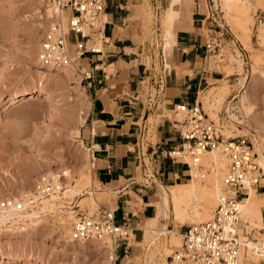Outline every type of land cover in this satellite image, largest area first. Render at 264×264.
I'll list each match as a JSON object with an SVG mask.
<instances>
[{
    "label": "rangeland",
    "instance_id": "obj_1",
    "mask_svg": "<svg viewBox=\"0 0 264 264\" xmlns=\"http://www.w3.org/2000/svg\"><path fill=\"white\" fill-rule=\"evenodd\" d=\"M210 1L211 16L206 22L204 33L207 40L216 37L221 50L208 52L206 65L210 71H218L224 79L213 86L221 87L206 91L202 97H206V104L213 103L216 98H222L223 101L232 89L235 94L239 93V97H231L225 108L218 109L221 120L216 122L217 119L209 117L222 127V133L226 137L249 135L253 139L255 150L258 145L264 148V38L259 37V31L264 29V0L252 1L249 9V19H252V22L249 20L250 23L246 20L242 22L244 19L240 16L239 9L228 13L215 0H208L209 5ZM51 19L47 6L40 0H0V202L8 197L23 199L24 195H29L41 175L57 174L62 177L66 190L77 187L76 193L65 194L69 196V202L72 200V205L79 204L90 215H98L103 200L95 189L100 188V184L97 181L86 184L78 180L81 173L89 172L93 167L90 151L81 135L89 123L90 92L74 68L59 71L41 69L37 58L41 36ZM151 21L149 16L148 22ZM238 25L243 26L242 28L247 26L241 31ZM246 28L249 30L247 34L250 36L252 49L243 46ZM153 30L151 26H146L144 33L153 37ZM208 33L213 35L209 37ZM240 38L244 39L243 43ZM239 61H243L242 66ZM80 65L83 68V64ZM40 78L44 81V90L52 98L35 93L34 98L10 106L11 97L36 88ZM204 111L208 114L206 106ZM79 113L84 118L82 122L77 119ZM176 114H171L174 119H182V114ZM75 127L79 128V133L73 131ZM87 133L86 131V135ZM261 154L264 155V150ZM204 165L210 168L209 165ZM223 174L216 178L211 171L203 179L201 175L197 179H202L209 188H214L218 183L219 188ZM138 179L148 182L141 175ZM160 189L162 190L161 187L155 189L158 195ZM91 191L95 193L94 196H91ZM257 192V197L263 202L264 216V190L259 189ZM85 197L89 200L85 201ZM94 197H99L97 207L91 204ZM65 199L55 197L54 203L68 206V199ZM214 209H211L212 213ZM1 211L7 221L0 223V264H114L111 256L115 253L109 239L84 243L70 240L71 223L77 212H44L48 214L43 213L40 220L31 221L26 211ZM190 217L191 215L186 218H197L194 215L193 218ZM188 220L182 225L169 212V217L162 222L170 230L183 234L188 225L201 222ZM139 231L136 234L130 228L128 232V241L134 243L137 236L148 249L143 257L136 259L137 264H144L145 254L154 250L156 264H167V257L182 243V236L177 244L171 235L168 247L173 248L168 252L165 248L168 234L152 240L142 230ZM20 255L28 259H14ZM40 258L43 262L34 263Z\"/></svg>",
    "mask_w": 264,
    "mask_h": 264
},
{
    "label": "crops",
    "instance_id": "obj_2",
    "mask_svg": "<svg viewBox=\"0 0 264 264\" xmlns=\"http://www.w3.org/2000/svg\"><path fill=\"white\" fill-rule=\"evenodd\" d=\"M171 3L108 0L103 53L81 61L92 72L89 123L81 135L84 144L96 149L91 174L100 184L95 189L103 200L100 209L113 208L117 222H127L136 234L156 214V188L191 181L186 163L170 157L184 142L171 114L180 104H198L204 110L202 94L221 87L213 86L224 79L206 65L209 39L204 27L211 1L181 0L172 13L174 34L166 48ZM146 26L154 29L153 37L144 33ZM161 78L165 84L160 88ZM234 92L223 99L222 109L231 97H239ZM140 175L148 182L140 181ZM128 240L118 247L114 264H137L148 250L137 236L134 243Z\"/></svg>",
    "mask_w": 264,
    "mask_h": 264
},
{
    "label": "built area",
    "instance_id": "obj_3",
    "mask_svg": "<svg viewBox=\"0 0 264 264\" xmlns=\"http://www.w3.org/2000/svg\"><path fill=\"white\" fill-rule=\"evenodd\" d=\"M42 1L53 7L55 16L41 36L37 51L39 64L54 71L74 68L81 82L89 87L92 72L81 68L80 64L88 54L103 53L108 0ZM64 13L70 16L67 31L61 25ZM217 40L216 37L209 39L206 44L208 52L221 50ZM164 84L165 80L161 78L160 88ZM176 113L182 114V119H174V122L184 142L170 153L173 162L183 160L190 177L193 166L200 167L203 174L211 172L209 167L201 164L200 157L204 152L218 151L228 163L221 178V190L212 218L187 226L181 246L167 257V264H257L252 257H258L259 264H264V224L256 232L249 230L241 219V203L245 197L252 189L264 190V169L258 163L252 137H226L222 127L210 119L198 104H180L176 106ZM88 149L94 165L97 160L95 146ZM65 190L66 185L60 175L44 174L30 191L26 203L8 197L0 202V209L26 211L45 198L57 196L59 199ZM103 209H99L98 215H90L77 205L69 238L83 243L109 239L116 253L121 242L129 237L130 225L127 222L119 224L114 209ZM111 260L116 262L115 254Z\"/></svg>",
    "mask_w": 264,
    "mask_h": 264
},
{
    "label": "bare ground",
    "instance_id": "obj_4",
    "mask_svg": "<svg viewBox=\"0 0 264 264\" xmlns=\"http://www.w3.org/2000/svg\"><path fill=\"white\" fill-rule=\"evenodd\" d=\"M40 1L42 3H44L42 0H40ZM215 1L217 4H220L221 7L225 8L228 11V13H231L233 11V9H239L240 11L236 10V12L239 11L241 13L240 16L242 17V19H244V20H242V22L245 20L247 22H249V20H250L249 19V17H250L249 16V9L252 6L253 0H215ZM180 2H181V0H172V3L170 5V10L168 11L167 18L165 20V27H164L165 31L164 32H165L166 48H168L171 45L170 41H172L173 34H174L172 31V23H173L172 13H173L175 7L177 5H179ZM44 4L48 8L49 17L53 18L55 16V11H54L53 7H51L50 5H48L46 3H44ZM233 12H235V11H233ZM237 16L239 17V15H237ZM65 19H66V22H65ZM251 20H250V22H252ZM51 21H52V19H51ZM69 21H70V16L68 14L64 13L61 15V25L63 26L65 31H67L69 28ZM245 24H247V23L245 22ZM240 26L238 25L239 29L241 28L240 30L243 31V29L247 25L244 26V28H242L243 26L242 27H240ZM234 29H236V28L234 27ZM244 31H246V32H244L246 34V37L244 34H242V35H244L245 42H244L243 38L242 39L240 38L241 40H243L242 43L244 42L243 46H244V48L246 47L247 49H252L251 39H250L249 34H247V32H249V30H247V28H246ZM259 32H260L259 37L264 38V35H263L264 29H262ZM242 35H241V37H243ZM238 37H240V36H238ZM242 62L243 61H239L240 66L243 65ZM39 66L41 69L43 68L40 64H39ZM65 69H67V68H65ZM40 72L44 73V71H42V70ZM42 78H40L39 81L37 80L38 82L36 83V85H37L36 88L27 89L25 91H22L17 96L11 97L10 98V106L17 104L18 102L28 101V100L34 98L35 93H39V95H41V96L45 95V98H52L51 94L48 91L44 90V81L42 80ZM243 87H245V86L243 85ZM221 105H222V98H216L213 103L208 102L206 104L208 116L217 119V111L221 107ZM81 115H82V113H79V115L77 117L79 122L84 121V118ZM233 115H234V117H237L236 114H233ZM73 131L76 133H79L80 130L78 127H75V129H73ZM234 137H236V136H234ZM256 150L260 153V155ZM256 150L255 151L258 154V158H257L258 163L264 169V155L261 154V152L264 150V148L262 147V145H258ZM200 161H201L202 165L206 164V165L210 166V169L214 173V176L216 178H218L219 174H222L225 172L226 167H227V163H228L227 159L218 151H207V152L202 153V155L200 157ZM91 166H93L92 163H91ZM200 175H201L202 179L205 177V174H203L201 172L200 167L193 166L192 177H191V181L189 183H178L177 185L169 186L168 188L161 186L162 190L160 189L161 191H160V194L158 195V200L154 204L156 209H157L156 214L154 217L148 219L144 226L142 225L143 226L142 232L149 239L155 240L157 238V236L158 237L166 236L168 234L167 246L165 244V246H166L165 248L168 250V252L172 248V247L171 248L168 247V245L170 244L169 242H170L171 235H173L174 242L177 244L179 243L180 237L182 236V234L179 233L178 231H174V229L170 230L168 225L162 222L164 219H167L169 217V212H172L173 219L176 222L181 223L182 225L184 224V222H186L189 219L186 217H189L190 215H191V217L193 215L197 217L194 220L189 219L192 222H200V221L204 222V221L211 219L213 216L211 209L216 208L217 199H218V196L220 194L221 189H220V187L218 188V186H217L218 183L217 184L215 183L216 185L214 188L207 187L206 185H204V181L202 179H197V178H199L198 176H200ZM211 179H210V181H211ZM78 180L80 182H84L86 184H89L90 182H94V180L92 178L91 171L86 172V173H81ZM218 180H217V182H219ZM262 183L264 184V179H263ZM76 188H74V187L68 188L67 190H65L63 192V194L60 198H62L63 200L65 198L68 199L69 196L65 195V194L76 193V191H77V190H75ZM256 192L257 191L255 189H252L249 192V196L245 197V201L243 200L244 202L241 203V219L243 220L244 225H246L248 228H250V230L256 231V229H257L259 231V229L264 224V218H263V213H262L263 212L262 211L263 202H262V200H260L257 197L258 192L257 193ZM90 193H91V196L92 195L94 196V194H95V193L93 194L92 191ZM28 196L29 195H26V196L24 195L23 199H19V200L24 201L26 203ZM55 197H57V196L45 198V199L41 200L34 207H31L30 209H26L27 217L29 218V220H31V219L32 220L33 219L40 220L44 216V214L46 215L48 213L53 214V213H61V212L67 211L69 214L70 213L73 214V213L77 212L75 210V207L77 205L80 206L79 204L72 205V200L69 202V199H68V202H69L68 206L57 205L56 203H54ZM88 197H85L84 200L85 199L89 200ZM71 198L72 197H70V199ZM98 198L99 197H97V198L94 197L93 198L94 200L92 199L93 201L90 199L93 202V203H91V202L90 203L97 207L99 205V199ZM18 212H24V211H18ZM44 212H48V213H44ZM185 218L187 220H185ZM189 220H188V222H189ZM5 221H7V217L3 216V212L0 209V223H4ZM193 224H196V223H193ZM253 228H256V229H253ZM258 231H256V232H258ZM252 245H253V243L251 244V246ZM106 247L110 249L109 246H106ZM109 249H108V251H109ZM154 251L147 252L145 254V260L144 261L146 264H156V262H155L156 255H155ZM157 253H160V252L158 251ZM111 257H113V255ZM252 258L253 259L255 258L257 263L259 264V262H258L259 258L258 257H252ZM14 259L24 260V259H28V258L25 257L24 255H20V256L15 257ZM39 262H43V259L40 258L39 260H36L34 263H39Z\"/></svg>",
    "mask_w": 264,
    "mask_h": 264
}]
</instances>
